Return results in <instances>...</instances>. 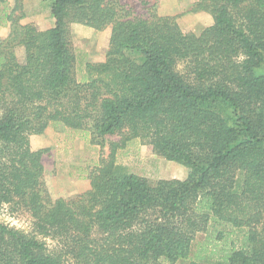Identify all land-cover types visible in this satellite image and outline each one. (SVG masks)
Segmentation results:
<instances>
[{"label": "trees", "instance_id": "trees-1", "mask_svg": "<svg viewBox=\"0 0 264 264\" xmlns=\"http://www.w3.org/2000/svg\"><path fill=\"white\" fill-rule=\"evenodd\" d=\"M23 1L0 0V211L15 203L33 232L0 222V264H264V0H196L213 18L200 34L115 0H47L40 30ZM72 24L110 33L81 79ZM50 127L120 138L88 191L51 197L30 142ZM134 140L188 177L126 172Z\"/></svg>", "mask_w": 264, "mask_h": 264}, {"label": "rangeland", "instance_id": "rangeland-1", "mask_svg": "<svg viewBox=\"0 0 264 264\" xmlns=\"http://www.w3.org/2000/svg\"><path fill=\"white\" fill-rule=\"evenodd\" d=\"M13 1L10 4L13 6ZM125 6L133 15L177 17L179 25L185 32L200 34L213 24L211 15L205 12L191 13L196 0H115ZM24 9L28 16L22 24L35 23L40 30H47L54 25L50 3L47 0H24ZM28 8V10H27ZM9 27H0V38L8 36ZM71 34L78 58L77 77L81 79L86 73L87 63L105 61L107 45L110 38L109 30L95 31L82 25L72 24ZM181 70L184 66L181 65ZM118 136L107 137L104 146L93 142L89 131L59 132L50 127L45 134L32 136L33 149H46L43 163L46 172V183L51 197H71L82 194L90 189L88 179L99 163L101 156L109 152V143L119 141ZM118 164L126 172L147 178L151 182L158 180H184L189 169L181 164L167 161L155 154L150 146L140 140L130 142L126 148L118 151ZM0 222L21 230L33 232V218L15 203L6 204L0 211ZM50 249L58 247V242L48 239Z\"/></svg>", "mask_w": 264, "mask_h": 264}, {"label": "crops", "instance_id": "crops-1", "mask_svg": "<svg viewBox=\"0 0 264 264\" xmlns=\"http://www.w3.org/2000/svg\"><path fill=\"white\" fill-rule=\"evenodd\" d=\"M27 10H28V8H27ZM28 16V15H27Z\"/></svg>", "mask_w": 264, "mask_h": 264}]
</instances>
